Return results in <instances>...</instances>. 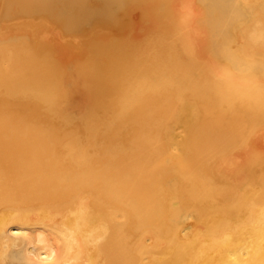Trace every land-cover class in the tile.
I'll return each mask as SVG.
<instances>
[{
  "label": "bare ground",
  "instance_id": "6f19581e",
  "mask_svg": "<svg viewBox=\"0 0 264 264\" xmlns=\"http://www.w3.org/2000/svg\"><path fill=\"white\" fill-rule=\"evenodd\" d=\"M0 264H264V0H0Z\"/></svg>",
  "mask_w": 264,
  "mask_h": 264
}]
</instances>
